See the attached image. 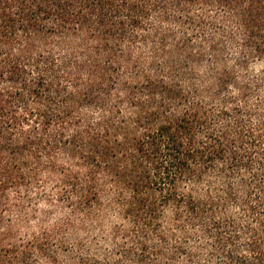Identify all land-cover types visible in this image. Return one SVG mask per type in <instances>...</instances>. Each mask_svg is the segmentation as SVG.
I'll use <instances>...</instances> for the list:
<instances>
[{
    "label": "trees",
    "instance_id": "obj_1",
    "mask_svg": "<svg viewBox=\"0 0 264 264\" xmlns=\"http://www.w3.org/2000/svg\"><path fill=\"white\" fill-rule=\"evenodd\" d=\"M209 8L235 23L241 70L264 59V0H0V264H55L114 211L124 262L199 233L213 264H264V66L235 78ZM49 184L67 216L18 238Z\"/></svg>",
    "mask_w": 264,
    "mask_h": 264
},
{
    "label": "rangeland",
    "instance_id": "obj_2",
    "mask_svg": "<svg viewBox=\"0 0 264 264\" xmlns=\"http://www.w3.org/2000/svg\"><path fill=\"white\" fill-rule=\"evenodd\" d=\"M199 14V11L196 10ZM207 16L214 21L215 24L220 28L218 36L220 38L221 49L223 51V61L228 64V68H231L235 72V78L240 82L244 80H249L252 78V74L259 73L264 66V59H255L250 57L249 68L240 69L239 58L244 55L242 49L241 38L238 29L233 24H225L226 15L224 11L215 8H209L207 11ZM173 38L178 39L182 33L181 29L176 27H170ZM212 35L211 30L200 31L199 34L192 36V46L194 48H199L202 46L204 53L206 54V66L211 64L210 52L211 43L210 36ZM203 42V43H202ZM235 82V81H234ZM232 82V83H234ZM231 83V84H232ZM28 194H25L30 198V204H26L25 208L29 214H33V210H36V217L32 218L27 227L20 226V231H18V238H29L42 232L44 228L50 230L51 227L55 226L57 222L62 220L67 216V210L65 207L61 206L58 210H54L50 203L44 204L43 198L50 200L53 205H58V188L54 184H49L47 187L35 188L29 190ZM15 199V194L11 195V200ZM45 213L50 215L49 219L46 221V226H39V220L43 217ZM11 220V218H9ZM116 211L108 213L105 220L97 226L94 233H85L81 236L83 241V248L78 249L73 241L68 240V245L66 250L57 251L55 264H137L136 261L130 260L129 262H124L123 259V248H134L132 240L127 238H122V236L116 241L117 247L113 242V236L111 234V228L115 224L121 223ZM25 221V220H24ZM127 229H131L129 224H123ZM23 227V228H22ZM50 228V229H49ZM52 230V229H51ZM188 231H194L193 229H188ZM181 243H183L185 251L173 255L174 242L168 241L164 245V256L163 258H157L156 255L147 256L148 259L145 264H163L171 262V264H213V259L209 253L208 239L202 238L199 233H195L189 240L181 238ZM159 240L154 239L152 247L159 246ZM58 246V244H56ZM201 246V251L198 252L197 248ZM60 249V248H59ZM54 250H56L54 246ZM193 256V258H191ZM216 262V260H215ZM39 264H54L48 258H40Z\"/></svg>",
    "mask_w": 264,
    "mask_h": 264
}]
</instances>
